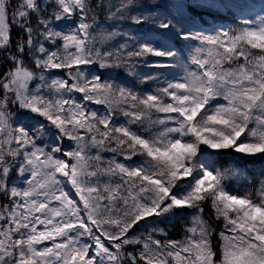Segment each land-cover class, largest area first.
I'll use <instances>...</instances> for the list:
<instances>
[{
  "label": "snow or ice",
  "instance_id": "1",
  "mask_svg": "<svg viewBox=\"0 0 264 264\" xmlns=\"http://www.w3.org/2000/svg\"><path fill=\"white\" fill-rule=\"evenodd\" d=\"M255 160L264 0H0V264H264Z\"/></svg>",
  "mask_w": 264,
  "mask_h": 264
},
{
  "label": "trees",
  "instance_id": "2",
  "mask_svg": "<svg viewBox=\"0 0 264 264\" xmlns=\"http://www.w3.org/2000/svg\"><path fill=\"white\" fill-rule=\"evenodd\" d=\"M210 23H212L211 21H209ZM217 24L222 23V21H217ZM89 107H99V106H94V105H89ZM106 156H110L111 154H105ZM226 159H231L233 160L235 163L242 164L243 161L239 160L237 157H235L234 154H229V156L226 157ZM247 169L249 170L250 175H252L253 177H258L260 175V173L262 171H264V161L262 160H255L252 162H249L247 164ZM205 214L206 215H211V209L208 206H205ZM221 225L219 224H215V227L217 228V230H219ZM183 229L181 226V223L178 221L174 222V226L169 228V236L172 239H180L181 235H182Z\"/></svg>",
  "mask_w": 264,
  "mask_h": 264
}]
</instances>
